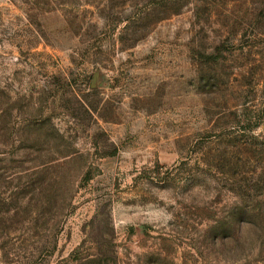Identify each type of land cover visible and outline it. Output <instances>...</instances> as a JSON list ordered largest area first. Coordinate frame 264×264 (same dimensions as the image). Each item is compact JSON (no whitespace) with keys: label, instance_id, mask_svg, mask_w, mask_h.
<instances>
[{"label":"rangeland","instance_id":"obj_1","mask_svg":"<svg viewBox=\"0 0 264 264\" xmlns=\"http://www.w3.org/2000/svg\"><path fill=\"white\" fill-rule=\"evenodd\" d=\"M0 264H264V0H0Z\"/></svg>","mask_w":264,"mask_h":264},{"label":"clouds","instance_id":"obj_2","mask_svg":"<svg viewBox=\"0 0 264 264\" xmlns=\"http://www.w3.org/2000/svg\"><path fill=\"white\" fill-rule=\"evenodd\" d=\"M169 219H170V217H169Z\"/></svg>","mask_w":264,"mask_h":264}]
</instances>
